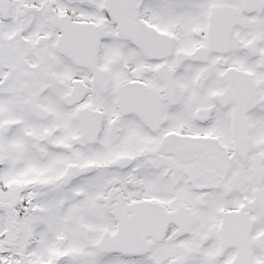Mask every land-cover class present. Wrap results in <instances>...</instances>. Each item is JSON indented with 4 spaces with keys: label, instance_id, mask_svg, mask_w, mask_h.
I'll return each instance as SVG.
<instances>
[{
    "label": "snow or ice",
    "instance_id": "1",
    "mask_svg": "<svg viewBox=\"0 0 264 264\" xmlns=\"http://www.w3.org/2000/svg\"><path fill=\"white\" fill-rule=\"evenodd\" d=\"M0 264H264V0H0Z\"/></svg>",
    "mask_w": 264,
    "mask_h": 264
}]
</instances>
